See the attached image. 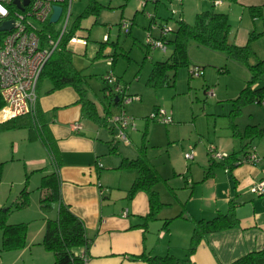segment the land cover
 <instances>
[{"label":"crops","instance_id":"0c3cea01","mask_svg":"<svg viewBox=\"0 0 264 264\" xmlns=\"http://www.w3.org/2000/svg\"><path fill=\"white\" fill-rule=\"evenodd\" d=\"M218 1H220L218 5H212L213 9L204 11L213 10L227 14L230 24L229 41L237 46H244L248 43L251 35L255 36L253 38L256 45L253 51L255 60L264 59V50H260V46H264V0ZM148 2H151V7L148 6ZM148 2L146 1L145 5L141 6L139 0H136L132 8L126 4L122 9L121 21L126 17L131 20L130 35L145 36L151 23L160 25L171 19L175 23L177 20H183L187 24H192L194 21L193 18L189 19L190 13L185 15L183 1H175L177 9H179L177 17L171 10L172 15L169 14L167 19L163 17L166 13L163 7L165 6L167 9V3L164 2L162 7V0H149ZM166 2L168 1L166 0ZM210 3L212 4V2ZM250 7H260L261 13L252 12ZM143 8L150 10L145 17L138 18L137 13L143 12ZM198 8L194 10L195 15L200 12L197 11ZM232 15H237L239 18L236 25L231 23ZM135 23H137V28L133 27ZM176 27L177 23L173 29ZM108 28L107 32L109 33L111 26ZM118 29L124 32L119 24ZM76 32L73 35L83 39H87L89 36L82 33L76 34ZM152 34L158 36L159 27H156ZM171 34L172 32L167 37ZM117 40L111 41L108 35L107 43L110 42L108 43L110 46L103 48L100 56H97L100 44L93 47V50L88 54L89 58L95 59L91 66H101V70L96 69L100 73L99 76L104 87L106 85L104 77L112 71L104 74L105 70L103 69L105 68H102V64L109 69L113 67L114 63L111 62L112 65H107V60L104 57L112 53L111 47L113 44L115 46L118 44ZM72 45L78 47V51L75 52L79 54L78 56L83 55L81 54L83 51L84 54L86 53L88 43H68L66 47L71 53ZM167 48L171 49V53L172 48L170 46ZM114 54L115 51L112 55ZM84 69L86 68L83 67L79 70L86 78L87 96L95 103L101 122H94L82 115L81 104L78 103L79 95L73 87L65 86L46 93L50 87V82L46 79L41 81L38 87V106L43 114L46 128L55 142L62 202L82 220L87 236L93 239L87 250L88 259L85 264H149L134 258L141 254L148 256L172 255L184 258L190 246L194 221L211 220L220 213H227L231 208L235 218L234 224L205 234L190 256L191 262L193 264H229L248 252L264 250V194L256 195L250 191L254 182L264 179V141H261L264 136L256 144L251 142L247 148V150L253 149L258 158L256 163H235L233 168L227 169L222 166L224 159L213 160L209 156L207 148L210 143L215 146L216 151L227 156L241 149V141L233 135L232 129L229 127L230 132L215 137L214 143H202L201 150L189 145L184 153L190 149L194 151L195 155L190 161L185 159L184 153L182 155L184 164L178 162L175 156L170 154L165 162L166 168L160 170L153 166L162 178L153 185V190L157 192L163 205L155 218L144 225L143 218L149 211L148 193L144 190H137L128 198V191L138 176V171L133 168L120 167L124 158L135 157L132 156L134 151L130 150L128 145L126 146L129 149L122 145L121 151L113 153L116 151L118 142L129 144L128 131L137 130L134 117L132 114H128L124 107L141 101L142 96L126 94L127 87L120 84L121 78L118 75H114L116 78L114 86L124 87L123 94L131 96V101L124 104L122 100L124 95L122 94L119 105L115 106L110 101L117 102L118 99L115 101L116 96H108L106 89H104V99H95L91 97L89 91L92 88L90 86L91 79L88 76L92 75L86 74ZM203 73L205 75L204 70L199 76ZM262 78L253 87L264 86ZM146 84L148 83L146 82ZM140 86L144 87V85ZM140 90L142 91V89ZM207 94L213 95V92L209 91ZM106 109L109 111L107 112ZM121 110L131 117L130 124L124 128L128 140L115 138V135L121 130V125L111 119V116L118 114ZM25 116L28 119H25ZM251 119L253 118L251 117ZM151 121L164 124L156 120ZM254 121L253 123L259 122L258 119ZM11 122L13 123L8 124L15 125L11 129L19 131L22 140L37 148L36 152L25 156L24 161L29 163L26 169L41 173L50 171L48 152L37 133L35 135L27 129V127L34 128L30 116H18ZM147 122L144 119L143 125L148 126ZM75 125L79 126V129H75ZM255 126L257 127V125ZM240 129L243 131L242 128ZM109 134L112 135L111 140ZM146 135L147 129L145 140ZM13 143L16 144L15 151L17 152L19 144L17 141H13ZM138 149L140 151V146ZM238 155L243 159L241 154ZM2 160L0 154V161ZM3 194L0 187V207L4 205ZM166 220L168 222L165 224ZM44 229L45 225L39 235L36 234L32 237L28 230L26 237L25 247L36 246L40 258H47V253H42L39 249L45 250L40 244ZM83 252L81 248L80 253Z\"/></svg>","mask_w":264,"mask_h":264},{"label":"rangeland","instance_id":"374dc122","mask_svg":"<svg viewBox=\"0 0 264 264\" xmlns=\"http://www.w3.org/2000/svg\"><path fill=\"white\" fill-rule=\"evenodd\" d=\"M90 1L74 0L72 2L66 32L72 28L73 23L84 12ZM96 1L98 12L92 13L86 18H81L80 27L77 30L78 33L76 32V34L89 35L87 39H84L88 43L86 53L84 54L83 51L81 53L83 55L78 56L79 54L75 53L78 51V47L72 45L71 63L77 70L85 67L84 71L87 72L86 74L92 75L88 76L91 79L90 86L92 89H89L91 97L104 99V84L100 79V73L96 69L101 70V66H91L95 59L89 58L88 54L93 50V47L104 41V35H109L111 41L118 39V44L111 47L112 53L115 51V54L112 55L111 53L104 57L105 60L114 59V65L110 69L102 64V68H105L103 69L105 70L104 74L112 71L114 75H118L121 78L120 84L127 87L126 94H139L142 96L141 101L124 107L126 112L134 117L137 130L134 132L128 131L129 144L118 142L115 148L116 151L113 153L121 151L122 145H125L126 148L130 147V150L134 151L132 156L136 158L140 154L138 147H144V155L149 163L161 170L167 167L165 162L170 154L171 156L173 154L178 162L184 164L182 155L189 145L201 150L203 147L202 143H214L215 137L230 132L228 129L230 122L236 123L239 130L248 124L257 125V128L262 133L253 139V144H256L264 136V106L246 104L240 107L238 114H235L234 111L235 116L233 115L234 106L232 100L238 96V93L250 78V72L244 64L238 60L228 58L224 51L210 50L198 46L194 41H189L187 44L189 66L179 67L175 71H168V84L157 87L148 85L146 82L151 72L152 64L156 61L167 59L171 49L167 48L166 53H163L159 49H152L146 46L144 44V35H130L119 31L118 24L121 22L122 9L126 4L132 8L136 0ZM143 1L139 0V3ZM167 1L162 0V7L165 2L168 9L165 6L163 7L166 11L163 16L164 19H167L169 14L172 15L170 13L171 10L174 12L173 15L177 17L179 10L177 9V3L173 0ZM182 1L185 15L190 13L189 19L193 18L194 20V10L197 7H199L197 11L200 12L205 9H213L212 5L215 0ZM148 6H152L151 2H148ZM149 10L148 8H143V12H138L137 17H145ZM124 16L126 17L127 15ZM124 16L123 18H125ZM235 16L237 15H232L231 17L233 25H236L239 21L238 16ZM65 18L66 10L63 11L57 22L51 24V29L56 33L61 31ZM124 20L131 26V20L127 19V17ZM166 23L172 28L176 26L175 21L172 19L164 24ZM109 26H111V30L108 33ZM133 27L137 28V23ZM108 43H106V46H110ZM255 46L253 39L250 42L251 53L248 59L250 64L257 61L253 52ZM261 49L264 50V46H260ZM193 66L203 67L202 70L205 71V75L203 73L199 77H190L189 68ZM140 85H144V87L142 88ZM209 91H212L213 95H208ZM159 107L163 108L167 115L172 118L171 123L160 124L148 119L149 114ZM25 119L28 118L25 116ZM144 119L148 121V126L143 125ZM256 119L259 122L253 123ZM6 126L8 125L0 124V154L3 158L0 162H3L4 165V176L0 181V187L4 193L2 196L4 200L3 206L9 207L7 223H26L30 237L36 236L44 228L46 219L55 216L56 210L52 208L44 211L39 205L41 196L39 185L44 173L26 169L29 163L24 161L25 156L36 152L37 148H35V145L32 146L31 143L27 144L22 140V135L19 131L12 130ZM27 129L36 135L34 128L30 129L27 127ZM111 138L112 135H110V140ZM13 141H17L19 144L17 152L15 151L16 144ZM261 141H264V138ZM49 170H51V166H49ZM24 188L28 192V203L25 207L17 209L13 204L18 198L20 191ZM39 249L42 253H47V258L39 257L36 246L3 251L1 250L0 232V264H53L52 253L49 251V253L45 252L46 250L42 248Z\"/></svg>","mask_w":264,"mask_h":264},{"label":"trees","instance_id":"16d2710c","mask_svg":"<svg viewBox=\"0 0 264 264\" xmlns=\"http://www.w3.org/2000/svg\"><path fill=\"white\" fill-rule=\"evenodd\" d=\"M97 5L96 0H91L84 12L73 23L72 28L62 35L59 49H56L51 54L39 77L36 87L37 99L35 107L31 112L24 114L30 116L32 127L36 130L41 143L44 145L49 155V166H51V170L44 173L41 178V183L39 185V190L41 192L39 205L44 211L54 208L56 214L53 218L46 219L45 229L40 244L46 251L52 253L53 264H85L88 259L87 250L93 239L87 236L82 220L71 212L69 207L62 202L60 196L57 151L55 142L46 128L43 114L38 106V87L41 81L45 79L50 82V87L47 89L46 93L65 86L73 87L79 95L78 103L81 104L82 115L94 122H101L95 103L87 96L85 75L72 65V54L66 47L68 39L78 30L80 19L86 18L92 13H97ZM250 10L252 12L261 13L260 7H250ZM176 23V29H173L172 34L166 37L165 40L167 46L172 48V51L164 61H156L152 64L151 72L147 79L149 85L157 87L168 84V71H175L179 67H188L187 44L189 41H194L197 45L211 50L224 51L228 58L240 61L250 72V78L246 81L245 86L240 90L238 96L232 100L234 106L233 115L234 111L235 114H238L240 107L246 104L260 105V100L264 99V86H253L264 76V59L257 60L253 64H250L248 61L251 53L249 42L253 40L255 36L251 35L248 43L244 46H237L233 42H230V24L227 14L213 10L197 13L192 24H187L183 20H177ZM119 26L126 34H129L130 26L127 31L121 27L120 23ZM44 27L51 29V23L46 22ZM58 33L59 32H55L53 36L57 37ZM106 43L107 40L100 43L97 56H100ZM145 45L147 46V44ZM113 46L115 45L113 44ZM111 62H114V59H111ZM202 68L203 67H201V69ZM189 76L191 77L190 73ZM105 84L104 89L106 90L111 89L113 86V84H107L106 81ZM122 92H124V87H122ZM121 95L122 94L118 93L113 94V96L118 97V101H110V103L115 106L119 105ZM2 106L3 101L0 99V109ZM106 110L107 112L109 111V109ZM15 118L1 122L0 124L8 125L6 126L7 128H13L15 125L8 123H13L11 121ZM230 127L233 135L237 136L241 141V149L238 152L228 155L224 159L222 166L227 169L233 168L237 161H242V158H239L238 154H241L240 156L245 159L247 158V154L253 152V150H247V148L253 139L262 133L255 125H247L243 131H240L234 122H230ZM143 149L144 147H140V154L136 158H124L120 167L133 168L138 171V176L135 178L128 191V198L137 190H144L148 193L149 211L143 218V223L146 225L149 220L155 218L157 212L163 205L157 192L153 190V185L162 178L153 165L147 160ZM3 166V162H0V180L3 173ZM27 203L28 192L24 188L20 191L13 205L18 209L25 207ZM8 215L9 207H0L1 250L3 251L20 249L26 245L27 224L7 223ZM233 216L234 213L231 208L227 213H220L211 220H195L190 246L184 258H177L172 255L148 256L146 254H141L134 258L143 260L149 264H193L190 256L195 250L199 240L207 233L233 225L235 221ZM167 222L168 220L165 221V224ZM81 248L84 251L82 254L80 253ZM229 264H264V250L248 252Z\"/></svg>","mask_w":264,"mask_h":264},{"label":"built area","instance_id":"2783aa9c","mask_svg":"<svg viewBox=\"0 0 264 264\" xmlns=\"http://www.w3.org/2000/svg\"><path fill=\"white\" fill-rule=\"evenodd\" d=\"M13 1L0 0V9H2L0 11V26L6 21H11L9 30L0 31V99L3 101V106L0 109V122L27 114L34 109L39 77L51 54L59 49L61 37L66 33L71 4L74 0H28L27 5H23L24 0H18L22 9ZM146 1L149 0H144L141 6H144ZM175 1L181 2L182 0ZM219 2L215 0L213 5H218ZM54 5L61 6V15L66 10L65 23L57 37L53 36L55 33L53 29L44 27L45 23L49 22ZM120 24L125 31L128 30L129 23L126 20H122ZM156 27H159L158 36L152 34ZM172 31L173 28L167 23L163 25L151 23L146 30L144 42L152 49L165 52L167 50L165 40ZM103 39L107 40V36L105 35ZM68 43L86 44V41L80 36L72 35L68 39ZM106 63L111 65V59H108ZM202 71L201 67L193 66L189 73L191 77H195L202 74ZM104 80L107 84H113L112 88L107 90L108 96H113L115 93L123 94L121 86H114L116 79L112 72L105 75ZM131 99V96L124 95L122 97L124 104ZM259 104L264 106V99H261ZM148 118L164 124L172 122V118L160 107L150 113ZM111 119L121 125V130L115 135V138L128 140L124 128L130 124L131 117L121 110L118 114H113ZM74 128L79 129V126L75 125ZM251 150L253 149L251 148ZM207 151L213 160H223L227 157L224 153L216 151L215 146L211 143L208 145ZM194 155L192 149L184 153V157L188 161L193 159ZM257 161L256 154L252 152L247 154V158L236 163H256ZM250 191L256 195L264 194V179L254 182Z\"/></svg>","mask_w":264,"mask_h":264},{"label":"water","instance_id":"95a60500","mask_svg":"<svg viewBox=\"0 0 264 264\" xmlns=\"http://www.w3.org/2000/svg\"><path fill=\"white\" fill-rule=\"evenodd\" d=\"M15 5H17L19 8L22 9L21 5H19V1L18 0H14L13 1ZM28 0H24L23 5H27ZM61 11L62 8L59 5H54L53 6V13L51 14L50 18H49V22L50 23H55L58 21L60 15H61ZM11 28V21H6L4 22L1 26H0V31L2 30H9ZM118 97L116 96L114 98L115 101H117Z\"/></svg>","mask_w":264,"mask_h":264},{"label":"clouds","instance_id":"9594fccd","mask_svg":"<svg viewBox=\"0 0 264 264\" xmlns=\"http://www.w3.org/2000/svg\"><path fill=\"white\" fill-rule=\"evenodd\" d=\"M0 11H2V9H0Z\"/></svg>","mask_w":264,"mask_h":264}]
</instances>
